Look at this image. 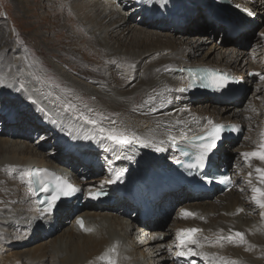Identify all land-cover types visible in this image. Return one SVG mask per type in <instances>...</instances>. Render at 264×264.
Instances as JSON below:
<instances>
[{
	"label": "bare ground",
	"instance_id": "6f19581e",
	"mask_svg": "<svg viewBox=\"0 0 264 264\" xmlns=\"http://www.w3.org/2000/svg\"><path fill=\"white\" fill-rule=\"evenodd\" d=\"M122 1L128 3L131 0ZM134 1L135 0L131 2ZM153 1L154 0H148L149 6L145 5L144 8L147 9L148 12V15L145 16H151V19H159L158 14L160 12H164V16L166 17L167 14H169L170 12H174L171 10L172 6L167 7L170 5L168 0H156V2ZM176 1L177 4H173L178 6L181 5L180 3H185V5L186 3H188L189 6L191 5V8L187 6V8L183 10V14H189L192 8H196L197 6L201 5V1L204 0ZM235 1V5H239L243 8L250 10L253 15H256L255 12H258L259 10V5L255 3V0ZM135 4L137 5V3ZM117 9V3H113L112 0H85L83 6L79 7L74 21H76L80 25L85 26L87 34H89L91 38L94 37V46L100 48H108V51H112L110 53V56L113 58V60H115L118 67L116 66V64L114 65L117 67V69L123 63H125L126 65H135V69L131 71V74L125 75L129 76L128 80L125 79L124 81L122 78H120L119 75L114 72V68L110 67L109 63L108 65H104V71L101 73L100 77L101 81L96 82V84H98L97 87L83 82L75 76H71L70 74L66 73L65 70L60 69L59 66V68H57V64H55L54 66L57 73L58 71L60 72V85L65 86L66 92L73 94L72 98L76 105L75 108H78L81 112L84 111L85 115L89 118L93 117L88 115L89 113L83 108L87 109L90 113H92V115L95 116V118L93 119L98 121L97 126H93L86 123L82 116L81 119H75V117L73 118L72 116L74 115V109H69L70 111H67L65 109L60 110L59 108H63V105H66V107L71 105L69 103H64L65 100L64 102L62 101V96L57 97L56 95H54V97L60 99L58 100L60 107H57L56 109L57 104L56 106L55 104H53L52 98H45L46 95L51 96L50 92H46L45 87H43L44 89H42L39 84H36V87H34L32 81H30V78L32 79V75H36L38 73L30 69L31 67H29L28 65L26 66V68L27 70L29 69V72L27 73V70L24 69L23 71H21L20 76H17V78L11 76L8 77L10 74H0V77L7 76V79H12V81L17 80V83H14L8 81L7 79L0 78V92L2 88H5L7 90H9L10 87H14L15 89H21L22 93H24L22 94V98L24 101L30 100V102L33 103V100H35V102L40 107L49 111L59 122H63L64 120H66L68 126L75 128V131L73 132L75 136V133L77 131L80 132V134H78L77 138L74 141H69V139H67L68 136H64L63 138H61V136L58 135L60 133L58 130L60 124L56 120H50L48 122V125L50 126L45 125L40 126L39 128L37 127L38 125H35L36 129H38V132H43L42 136L39 137V142L47 141L50 137H53V139H56L53 141L51 140V142L56 144L54 148H57L58 145H61V149L49 155L40 152L36 147H31L28 143L24 145L23 141L25 142L28 139L27 135L21 136V133L16 130L4 131L2 128H0V239L8 238L14 234L18 235L19 233L29 231L30 234H36V236H38L43 242L47 241L57 231H60L62 229L58 223L56 224V222H59L57 221V218L61 215L63 216V214H66L65 217H68V220L71 224L70 229L66 230L68 238H63L62 236H60L54 239L53 241V238H50V241H52L51 247H46L47 244L45 243L42 244V248L38 250V255L36 258V262L38 264L47 262V257L49 255L56 257V259L58 260V262L54 264H108V261L106 259H101L102 256L110 257L111 260L115 261V264H157L159 262L166 261H170L171 264H177V261H175V259L181 262V264H231V262H226L222 259H218L215 254L206 249V247L210 245L209 242L211 241H207L206 237H204L208 230L213 231V234H216L217 238H220L221 240H226L227 237L234 236V234L237 232L243 233V243L238 242L239 238H236L235 240L231 241L233 243V246L235 247L242 246V248H236L238 250L237 253H240L238 255L236 254L238 256L236 264H261L252 262L249 258L251 256L263 257V255H261L260 250L264 248H259L258 246H256V236L258 235V233H261L263 235L264 231L259 229H252L253 226H251V224L249 225L247 222H244L243 224L221 222L218 224L216 223L215 225H208L209 223H206V220L209 221V218L213 213V208L207 207V205H204L202 203L193 204V206H191V204V207L189 206V208H192L196 211L195 218H189L187 220H184V222L181 223L179 226L177 224L176 229L179 230L182 227L190 225L201 228L203 230L202 233H204L201 234L199 232L196 238L199 239L200 245H203L202 247H204V250L200 245L192 244L187 245L186 249L182 250L185 247H181L180 243L173 239L171 245L176 246L175 251L179 253L175 258H170L169 256H167V253H169V251L165 250V236L163 239L159 237L163 234L162 231H157L158 226L153 225L154 223L145 224L144 222H142L139 216H137L136 218L138 219L137 222L130 221L129 223V218H132L135 215H131L129 212V210L131 211L134 207V204L131 203L132 201L130 202V200L125 199L118 204L99 203L98 205H93L86 201L82 205L78 206H75L74 202H72L71 204L69 202H66L61 203L60 208L56 209V211L52 215L45 214L44 210L39 209L35 195H33L34 189L32 187L30 176L31 170L34 166H50L53 168L61 169L65 168L64 171L66 173H71V170L73 169V173L70 177L77 185L84 188L85 194L91 188L97 189V187L106 186L107 189L112 191L113 194L120 195L124 193L123 191L113 189L112 182H110L112 181L113 177L111 173L115 170L116 172L121 173L124 168L125 170L123 173L128 171L130 168L138 169L139 161L138 159L136 160L137 157H135L134 153H139L143 152L144 150H147L148 144L151 146L150 148L152 149V151L157 150V148H159L162 156L164 155L167 157H165V160H163V157H157L148 162H146V160L152 157H144L145 159L142 162L147 163L145 171L147 170L149 172H155L157 171V168H159V166L166 165L167 169H169V167H171L173 163H177L180 161V156L178 155L176 145L184 144L185 139L210 128L212 125L208 123L209 120H211L214 124L234 122L238 123L241 127L245 125V123L250 122V112L244 115L246 116L245 118L239 119V114L242 110L231 111L232 103H230V100L233 98L236 92L239 91V87H232L221 94H217L213 98L209 97V99L211 100L210 102L215 106L212 110H209L205 107L203 110H200L197 113L193 112L195 114H182L181 111H179L178 109H169L172 102L176 98L181 102H187L186 100H195V97L198 93L188 90V77L182 70V68L186 66V64H190L187 62L192 61V64L196 66H216L222 69L223 71L229 73L232 70H238V64H236V61L239 59V56L237 58L235 56L236 54H238V52H234L229 58H227L226 54L221 53L217 55V57H215L217 59L210 60L209 56H207L204 57L202 61H197L192 59L195 57V53L197 52H195L192 47L189 48L191 49V51L188 50L189 53L183 52V46H181L178 41H175V37L147 30H137V32L132 37H130L129 41H132L131 44H134L133 46L126 43L125 40H123V37L119 38L118 40H114V36L112 34L114 33L113 31H117V29H114L113 27L118 25L119 27H121L123 25L122 20L116 21L114 23L115 25L111 24L114 17L116 19ZM205 18L206 20L204 19V22L207 21L211 29H214L215 27H218V25H220L219 22L213 20L209 16H205ZM68 19L72 23L73 17L68 16ZM168 21L173 22V19L170 20L167 18L163 22L164 24L165 22H167L166 24H168ZM249 21L251 22V19H241L233 22L227 20V23L225 25L228 30H231L232 27H236L238 29H245L248 26ZM172 25L176 24L172 23ZM77 28L78 30L75 29L76 32L73 31L75 35L74 38L77 37L76 41H80L79 37H82L81 35L85 32H83L81 26H77ZM133 29L136 28L133 27ZM75 33H77L78 36ZM235 40V42L241 45L244 43V39L242 38L241 34L236 37ZM84 42L86 41L84 40L83 43ZM89 42L90 41H88L87 44ZM120 52H124V55H122V53ZM252 52L253 53H251V55H253V57L260 55V53H257L259 52L258 48H256ZM94 53L95 52H93V54ZM152 55H154L155 58L158 59L157 63L153 67H150L149 69L143 71L140 74L139 79V75L137 73L138 67L143 64V61L145 59L151 57ZM182 56L184 62H181L180 60ZM233 57L235 58V60L232 61L231 59ZM214 60L217 61L214 62ZM8 61L9 63L11 62V57L8 59ZM5 63L7 64V66L9 65V63H7L6 61ZM19 63H21V60H18V64ZM255 70H259L261 71V73L264 72V60L260 62V67L255 68ZM176 71L180 76V81L176 79L173 80L172 77H169L168 75V73H175ZM249 71L245 72L246 79L243 80L244 83L248 84L251 87L253 84L251 82V77L249 76ZM83 73L85 74V76H87L86 72ZM160 73V77L163 76L162 82L165 85L162 83L164 87H162L163 89L161 93L159 92V96L157 95L154 101L151 102L150 97H147L146 90L152 87L151 82L149 83V81L155 75L159 76ZM136 79L139 80L136 81L135 84L130 86L126 91H120L116 89L120 88L118 87L119 85H123L121 87L123 89L126 81L128 82H126V85H130ZM258 83H260V81H258ZM140 84H143L144 88H140ZM37 86H39V88ZM180 89L185 90L180 91ZM134 90L137 92H133ZM260 92L261 90H258L256 93ZM20 95V93H15L11 95L4 94L1 95V97L3 100L7 101L12 97V99L15 101V99H17ZM23 95L26 97H24ZM89 97H94V100H89ZM214 99H226L228 100L226 102L227 105L222 108L217 107L218 104L213 101ZM83 100L86 103L88 102V104H85ZM139 100H141V107L136 109L135 104L139 105ZM10 104L11 103L5 106L4 109L7 108V113L4 115H8L11 113L9 111ZM83 104L85 106H83ZM181 107L187 108L188 106L183 105ZM119 110L121 111L118 113ZM226 111L230 112V116H223ZM35 113L37 114V112ZM71 114L73 115L71 116ZM164 114L169 116L166 117L164 116ZM4 115H2V117H4ZM31 118L33 122L29 125H32L34 122L36 123V117ZM3 122H8L7 118H3V120L0 121V125ZM262 123L264 125V119L262 120ZM46 126L47 128L49 127L51 129L50 135L47 134L46 130L43 131L42 127ZM100 127L107 129L116 128L124 132H128L129 130H131V135L135 133V135L139 137V140H133L130 145H119L105 138V136L99 132ZM62 131L65 132L64 129H62ZM262 131L264 132V129ZM89 133L93 136L94 142H91L92 138ZM82 136H84L85 138L87 137V140L83 141L78 139H82ZM95 136L97 137L99 146L101 148L95 145ZM230 140L232 139L230 138ZM65 141H67L66 145L63 146L62 143H64ZM142 143H146L145 147H142L140 145ZM219 145L216 148H220L221 146ZM125 152H127L128 157ZM231 153L232 146L228 141L226 144H224V146L219 150L218 153L219 160L221 161V163H223V165H230L229 158ZM89 160H94L95 162H90L93 167L88 168V170L94 169L95 171L93 172L97 175L94 178L87 180L81 175H86L84 174L83 170L86 168V164ZM136 161H138V163ZM142 162L140 163L141 166L145 164ZM103 163H106L109 168L106 175L101 174L102 172L100 166ZM260 168L264 169L263 166ZM68 169H70V172H68ZM256 169L257 167L255 166L250 169L251 174H248V178L246 175V180L250 184L251 182H254L258 188H264V185L260 183L259 174L256 172ZM118 174L119 173H116V177L118 176ZM234 177L236 178L237 183H239L242 178V175L236 173L234 174ZM148 182H150L149 177L144 176L141 177L137 183L145 184ZM131 183L133 182H129L127 184ZM166 184H171L175 186V190L179 189V191L176 192L178 194H174V192H172L173 194L169 193L170 191L167 192L168 203H165L163 206H165L166 208H170L171 205L175 202L183 200V196H181L182 187H180L181 181L178 179H172L160 186H157V188L162 189ZM184 184L189 190L195 188V184L193 182H189L187 179L184 180ZM186 188L185 191L187 190ZM145 189L148 188L145 187ZM151 189L152 188H149L146 194L149 200L148 204L146 203V206L150 208V210L155 215L156 211H159V208L157 203H155L157 201V197L151 195L153 192ZM218 189L219 188H215L214 190V195L216 196L218 194ZM231 192L232 190L226 193L224 196L230 195ZM254 195L255 194L253 193V196ZM161 196L162 194H160V197ZM131 197L136 198L134 194ZM189 199V196H187L185 198V201H188ZM242 199L243 197H240L236 201L232 200L228 201L227 203H224L223 210H231V212L234 211L237 215L241 214V212L246 210V208L244 207V202L241 201ZM125 202L126 205H123L125 204ZM251 203L253 204V206H258L255 203L254 199L251 201ZM241 209L243 211H241ZM101 210H103L104 212L106 210L107 212L104 213L101 212ZM76 213L85 218V227L87 229H91V231H85L80 229V227L76 223V220L74 219V215ZM159 213H161V211L158 212V214ZM109 214L111 215V218L109 217ZM59 220L62 219L59 218ZM115 221L118 222L117 225L121 227V231H125V234L122 235V233L117 230V226L114 225ZM139 224L144 227L140 228ZM105 225L106 227H104ZM131 225L138 226L136 228H140L142 231V233L140 231L139 235H136L135 238L132 239L130 236H133V233L131 234V232H128V229L131 227ZM151 228H155V232L151 234H149V232L143 233L144 231H148ZM146 233H148V237ZM144 235L146 237H144ZM73 236H77L78 240H73ZM222 237L224 239H222ZM128 238L132 240L131 248H129V243H127ZM215 242H219V240ZM153 244H155V246H153ZM146 246H148L147 249L149 250L155 248L153 252H158V254L154 255L151 251L148 252L146 255H142V257L140 254L143 253V251L138 252V249H143ZM113 248H115L114 252L111 251ZM189 249H191V252H193L192 256L190 257L191 259H185V257H189L191 253ZM181 252H183L184 255H180ZM196 254H200L201 260H197V258L195 259ZM203 254H207V258H205ZM193 259L194 262L191 261Z\"/></svg>",
	"mask_w": 264,
	"mask_h": 264
},
{
	"label": "rangeland",
	"instance_id": "374dc122",
	"mask_svg": "<svg viewBox=\"0 0 264 264\" xmlns=\"http://www.w3.org/2000/svg\"><path fill=\"white\" fill-rule=\"evenodd\" d=\"M84 1L85 0H81V1L80 0H0V74L3 75L10 74L8 77L11 76L17 78V76H20L21 71H23L24 69L27 70L26 66L28 65L29 67H31L30 69L38 73L36 75H32V79L30 78V81H32L34 87H36V84H39L42 89H44L43 87H45L46 92L48 93L50 92L51 94V96L46 95L45 98L47 99L48 97L49 98L51 97L53 104H55V106L57 104L56 109L57 107H60V104L58 102V100L60 99L54 97V95H56L57 97L62 96V101L64 102L65 100L64 103H69L71 104V106L73 105V107L70 108L69 106L66 107V105H63L64 107L59 109L60 110L65 109L67 111L74 109L73 110L74 115L71 114V116L73 115L72 117L73 118L75 117V119H81V114L85 115V112L84 111L81 112L78 108H75L76 105L72 98L73 94L66 92L65 86L60 85L61 76H60V72L58 71L57 73V71L55 70L54 67L55 64H57L56 65L57 68L60 67V69L65 70L66 73L70 74L71 76L73 77L75 76L76 78H79L83 82L94 85L95 87L98 86L96 82L101 81L100 77H101V73L104 71L103 68L105 64L108 65L109 63L110 67L114 68V72H116V74H118L119 77L122 78L124 81L125 79L128 80L129 78V76H125V75H130L131 71L135 69L134 64L126 65L125 63L121 64V66H119V68L117 69L118 66L115 60H113V58L110 56L111 55L110 53L112 51L110 50L108 51L107 50L108 48H100L94 46L93 43L95 42V40L93 39L94 37L91 38L90 35L87 34L85 26L80 25L76 21H74V18H76L77 15V11L79 10L80 6H83ZM112 1L113 3H117L118 9L116 11L117 12L116 19L114 17L111 24H114L118 20H122L123 22V25L121 27H119V25L113 27L114 29H117V31H113L114 33L112 34L114 36V40H118L119 38L123 37V40H125L126 43L133 46L134 44H131L132 41H129V39L137 32V30L158 32L163 35L175 37L176 38L175 41H178L179 44L183 46V52L189 53V51H191V49L189 48L192 47V49H194L195 52L197 51L195 53V57L192 59L197 61H202V59H204V57L207 56H209L210 60L217 59L215 57H217V55L221 53L226 54L227 58H229L231 54H233L234 52H238V54L235 55L236 58L239 56V59L236 61L237 62L236 64H238L237 67L238 70L236 71L235 69L229 73L236 74V76L239 77L240 79L242 78L246 79V73H245L246 71H249L251 69L254 71V74L251 76V82L253 85L250 87L247 84L245 86L246 92L244 93V95L238 100H235L234 102H230L232 103L231 111L242 110L241 113L239 114V119L245 118L246 116L244 115H246L249 112L251 113V118L249 119L250 122H247L245 123V125H243L244 132L241 135L240 139L235 138L234 140L233 139L228 140L232 146V153L229 158L230 161L229 167L230 170L233 172V175L236 173L242 175V178L239 181V183H237L236 187L232 189L230 195L227 196H224L226 193L217 194V196L209 193H205L207 195L199 194L197 196H193L191 193L188 194L189 189L185 191L186 187L185 188L182 187V181H181L180 187H182L181 196H183V200L179 202H175L174 204L171 205L170 208H166L165 206H163L165 203H168L167 202L168 191L166 192L165 190L166 188L167 189L171 188L172 190H170L169 193L174 192L175 194L176 192L179 191V189L175 190L176 188L175 186L171 184H166L162 189L158 188L160 190L158 194H162L161 199L160 200L157 199V201L155 202L158 205L159 211H156L154 215V213L150 210L153 216L147 221L142 220V222H144L145 224L154 223L153 225L158 226L157 231L158 232L162 231L163 234L162 236H165V241H164L165 250L169 251V253H167V256H169L170 258H175L179 254L174 249L176 246L171 245L174 239L173 234L174 231L176 230L177 224L179 226L181 223L184 222V220L189 219V217L185 218L184 216H179L180 213L178 214L179 207L181 206L179 204L183 202L185 203L186 207H189L191 204H192L191 206H193V204H199V203L207 205V207H212L213 213L209 218V221L206 220V223H209L208 225H215L216 223L218 224L221 222H231V223H240V224L247 222L249 225L251 224V226H253L252 229L254 230L259 229L264 231V209L260 208L259 206H253V204L251 203V201L253 200V187H257V186L255 185L254 182H251L250 184L246 180V175L248 178L249 177L248 174H251L250 169H252L254 166L257 168L263 166L264 168V161H261L260 159H257L255 157H249L248 159H245L243 155V153H248L251 151L253 152V150L254 151L259 150V146L262 143H264V132L262 131L264 129V125L262 123V120L264 119V77L259 78V75L255 73L256 72L255 68L260 67V62L264 60L263 59L264 58L263 57L264 0H255L256 1L255 3L259 5V10L258 12H255L256 15H255L254 26L251 29L247 30L246 32L240 33L242 35V38L244 39L243 40L244 43L242 45L235 42L236 41L235 37L226 35V31H225L226 29L225 27H223L222 24L218 25V27H215L214 29L213 28L211 29L207 21L204 22V19L206 20L205 16L207 17L208 16L211 17V16L210 13L207 11V9L205 10V8L203 7V1H201L202 2L201 5L197 6L196 8H192L189 14H183L184 13L183 10L187 8V6H189L188 3H186V5L185 3L184 4L180 3L181 5L178 6L173 4L177 2L176 0H168L170 5L167 7L172 6L171 10L180 13L178 15L181 18H175L173 19V22L168 21L169 22L168 24H166L167 22H165L166 25L164 24L163 21L167 19V17L164 16L165 14L163 13L162 15H159V19H155V18L151 19L152 18L151 16L149 17L145 16L148 15L147 9L144 8L145 5L149 6L148 0H144L145 4L143 3V0H135L134 2L137 3V5L134 2H131L133 0H131L128 3H125L122 0L121 1L112 0ZM230 1L236 4L235 0H230ZM153 2H156V0H154ZM210 4H213L212 1H210ZM191 7L192 6L190 5L189 8ZM239 8L245 10V8H243L242 6H239ZM68 16L73 17L72 20L74 22L72 21L71 23L68 19ZM212 19L216 20L214 18ZM172 23L176 25H172ZM77 26H81L83 32H85L81 35L82 37H79L80 41H76L77 37L74 38L75 35L73 31L76 32L75 29L78 30ZM133 27L136 29H133ZM75 34L78 36L77 33ZM84 40L86 42L83 43ZM88 41H90L91 43L89 42L87 44ZM256 48H258L259 52L257 53H260V55L253 57L251 53H253L252 51L255 50ZM93 52L95 53L93 54ZM120 53L124 55L123 54L124 52H120ZM153 56L154 55L145 59L143 61V64L138 67L137 73L139 75V79H140V74L143 71L149 69L150 67H153L157 63L158 59H156L155 56L154 57ZM10 57H11V62L9 63L8 59ZM18 60H21V63L18 64ZM180 60L181 62H184L183 56L182 58H180ZM231 60L233 61L235 60V58L233 57ZM5 61L9 63L8 66L5 63ZM215 61L217 60H214V62ZM187 63L190 64H186V66L193 65L192 61ZM114 64H116L117 67ZM28 70L27 73L29 72ZM83 72H86L87 73L86 75L88 77L85 76ZM160 75L161 73L159 74V76L155 75L149 81V83L151 82L152 87L150 89H147L146 92H147V97L151 98L150 99L151 102L154 101L155 97L159 94V92L161 93L163 89L162 87H164L165 85L162 82L163 76L160 77ZM168 75L169 77H172L173 80L176 79L180 81V76L177 71L175 73H168ZM5 77H0V78L7 79V76ZM139 79H136L130 85L128 84L126 85L127 82L126 81L123 89L121 88L123 85H119L118 87L120 88H116V89L120 91H126ZM7 80L17 83V80H13V81L12 79H7ZM258 81H260V83H258ZM37 87L39 88V86ZM142 87L143 84H140V88ZM258 90H261V92L256 93ZM133 92H137V91L134 90ZM15 93L21 94L17 99H15V101L12 99V97L8 101L3 100L1 97V95L4 94L11 95ZM22 94L24 93H22L21 89H15L14 87H10V89L7 90L5 88H2L0 92V121H2L3 118L6 119L9 116V115H4L5 112H7V108L6 109L4 108L6 105H9V103H11L9 107V111L11 112L10 115L11 114L14 115V117H16V121L3 122L0 125V128H2L4 131L16 130L19 133H21V136L27 135L28 139L25 142L23 141L24 145L28 143L30 144L31 147H36L40 152L45 154L50 155L55 153L57 150L61 149V145H58L57 148H54L56 144L51 142V140L53 141L56 139H53V137L52 138L50 137L47 141L39 142V137L42 136L43 132H38L36 126L38 125L37 127L40 128V126L48 125L49 124L48 122L50 120H56V121L58 120L55 119L54 116L49 111L45 110L44 108L40 107L36 102H34L35 100H33V103H31L30 100L24 101L22 98ZM89 100H94V97H89ZM186 101L187 102H181L176 98L172 102L169 109H178L179 111H181L182 114L183 113L195 114L193 112L197 113L200 110H203L205 107L209 110H212L215 107L210 102L211 100L209 99V96H205V95L204 96L196 95L195 100H190V101L186 100ZM83 102L85 104H88V102L86 103L84 100ZM140 102L141 100H139L138 102L140 106L135 104L136 109L141 107ZM183 105H187L188 107L187 108L181 107ZM226 105L227 104H218L217 107L222 108L225 107ZM83 106L85 105L83 104ZM83 109L89 113L88 115L95 118V116L92 115V113H90L87 109L85 108ZM120 111L121 110H119L118 113ZM35 112H37V114ZM1 113L2 115H4V117H2ZM164 116L167 117L169 115L164 114ZM223 116L224 117L230 116V112L226 111L223 114ZM31 117H36L35 120L36 123L34 122L32 125H29L30 123L33 122ZM59 124L60 126L58 130L60 133L58 135H60L61 138H63L64 136H68L67 139H69V141L72 140L74 141L77 138L78 134H80V132L77 131L75 133L76 134L75 136L73 134L75 128L68 126L66 120H64L63 122H59ZM42 128L43 131L46 130L47 134L50 135L51 129L49 127H48L49 129L47 128V126ZM62 129H64L65 132L62 131ZM126 133L129 136H131V130H129ZM89 135L92 138L91 142H94L93 136L90 133ZM81 138L82 139L80 138L78 139L83 141L87 140L84 136H82ZM94 138H95V145L101 148L99 146L97 137L95 136ZM228 141H226L224 144H226ZM66 142L67 141L62 143V145L63 146L66 145ZM91 142H85V143H91ZM140 145L142 147H145L146 143H142ZM150 147L151 146L148 144L147 150H144L143 152H139V153H134L135 157H137L136 160L138 159L139 161V163L138 161H136L139 164V167L138 169H136V171H138L139 173H143L147 171V170L145 171L147 166L146 162L155 159L157 157L159 158L163 157V160H165L166 159L165 157H167L164 155L162 156L160 151L157 150L152 151ZM125 154L127 155V152H125ZM144 157H152V158L146 160V162H142L145 159ZM216 157L219 160L218 154L216 155ZM139 158L141 161L139 160ZM88 162L86 164V168L83 170L84 174L89 172L88 168L93 167V165L90 163L91 160H89ZM141 162L145 164L141 166L140 165ZM101 166H103L101 169L102 172L101 174L106 175V173L108 172L107 164L103 163L101 164ZM134 169L135 168H130L127 171V175H131ZM161 169L162 168L157 170V172H159ZM92 170H90V172L91 174H94ZM68 172H70V169H68ZM96 175L97 174L95 173V175L92 178H94ZM81 176L90 177L92 175L88 174ZM249 185H253V186H249ZM187 196H189V198L192 199L185 201V198ZM240 197H243L241 201L244 202V207L246 208L245 211L243 212L240 211L241 214L237 215L236 212L234 211L231 212V210L228 211L223 210L224 203H227L228 201H232V200L236 201ZM123 205H126V202ZM136 206L138 205L135 204L133 209L131 211L129 210L131 215L136 214L137 209H140V207L137 208ZM160 211L161 213L158 214V212ZM101 212L104 211L101 210ZM106 212L107 211L105 210L104 213ZM65 215L66 214H63V216L61 215L60 217L57 218V221L59 222H56V224L58 223L62 229L60 231H57L53 235L54 237L53 236L50 237L53 238L52 241L60 236H62L63 238H68V234L66 233V230L70 229L71 224L68 220V217H65ZM109 217L111 218L110 214ZM59 218H61L62 220H59ZM136 218L137 216L135 215L132 218H129L128 220L129 223L130 221L137 222L138 219ZM117 224L118 222L115 221L114 225L117 226L118 228L117 230L121 232L122 235L125 234V231H121V227L118 226ZM139 226L140 228L144 227L140 224ZM104 227H106V225ZM136 227L138 226L131 225V227L128 229L129 230L128 232H131V234L133 233V236H130L131 239L135 238L136 235L138 236L141 231L140 228H136ZM154 229L155 228H151L148 231L147 230L144 231L143 233L149 232V234H151L155 232ZM146 235L148 237V233H146ZM144 237L146 236L144 235ZM205 237L207 241L211 240L209 242L210 245L209 246L207 245L208 247H206L208 251L215 254L218 257V259H222L226 262H232L236 260L235 262L237 263L238 260L237 255L240 253H237L238 250L236 248H242V246L235 247L233 246V243L228 239L226 240H221L220 238L218 239L217 235L213 234V231L211 230L207 231ZM50 238L47 241L43 242L38 236H36V234H30L29 231H26L19 233L18 235L14 234L8 238L0 239V264H19V263L38 264L36 262L38 250L42 248V244L44 243L47 244L46 247H51L52 241H50ZM256 238H257L256 240L257 245L256 244L255 245L258 246L259 248H264V232L263 235L261 233H258ZM72 239L75 241L78 240L77 236H73ZM131 239L128 238L127 240V243H129L130 246L129 248L132 247ZM217 239L219 240V242H215L218 241ZM153 246H155V244H153ZM147 247L148 246L144 247L143 249H138V252L143 251V253L141 254L139 253L141 256L146 255L148 252L151 251L153 252L155 250V248L149 250L147 249ZM203 248L204 247H202V249ZM260 252L261 255H263V257L251 256L249 259L252 262L264 264V249L260 250ZM153 254L156 255L158 254V252H153ZM196 258L197 260L199 259L201 260L200 254L198 255L196 254L195 259ZM57 262L58 260L56 259V257L49 255L47 257V262H43L42 264H54ZM157 264H171V262L166 261V262H159Z\"/></svg>",
	"mask_w": 264,
	"mask_h": 264
},
{
	"label": "snow or ice",
	"instance_id": "6c2138e0",
	"mask_svg": "<svg viewBox=\"0 0 264 264\" xmlns=\"http://www.w3.org/2000/svg\"><path fill=\"white\" fill-rule=\"evenodd\" d=\"M237 7H239V5H237ZM245 11L248 12L249 15L253 14L248 9H245ZM212 81L216 85L217 88H222V87L227 86L228 77L212 74ZM184 90L185 89H180V91H184ZM69 107L71 108L72 106L69 105ZM81 116L86 121V123L93 125V126L98 125V121L90 119L88 116L83 115V114H81ZM208 123L212 125V128L206 133L205 136L199 137L202 143L199 145L201 151L198 156V165L201 168L205 166V161L208 159V156L213 151V149L217 147V141L221 138L222 126L214 124L211 120H209ZM99 132L102 133L105 136V138H107L108 140H111L114 143L119 144V145H130L133 142V140H139V137H137L135 133L129 136L126 132L118 130L116 128L107 129V128L100 127ZM157 151H160V149L157 148ZM243 155L245 159H248L249 157H255L257 159H260L261 161H264V143H262L259 146V150L254 151V152L243 153ZM256 172L259 174L260 183L264 185V169L257 168ZM38 175H41V179L39 180L40 191L44 193H49V192L53 193L48 198L47 208L44 210L48 213L52 212V210L56 206L57 201L61 197H68L80 191V189L74 187L67 181L57 180L54 185L50 184L43 178V177L50 175V173H48L46 169L43 170L42 174L38 173ZM121 175H123V172L119 173L117 178H119V176ZM110 182H115V181H110ZM253 193L255 194L253 196L255 203L260 208H264V188L253 187ZM35 194L36 193L33 192V195ZM101 194L102 193H94V194L90 193V195H92L93 198H97ZM41 203H43V201H41ZM241 211L243 210L241 209ZM182 214L185 218H187L188 216L195 215L193 213L187 212L186 210ZM78 224L83 230L91 231V229H87L84 226L83 220H79ZM200 231H201L200 229H195V228L180 230L177 233V238L180 241V246L186 247L189 244L200 245L199 239L196 238V236L194 235ZM236 238H239L238 242L240 243L244 242V234L240 232H237L234 234V236H229L226 239H228L229 241H233ZM222 239L224 238L222 237ZM200 246L202 247L203 245H200ZM111 251L114 252L115 248H113ZM189 251L191 252V249H189ZM180 255H184V253L181 252ZM203 255L205 256V258H207V254H203ZM101 259H106L108 261V264H115V261L111 260L110 257L108 256H102ZM231 264H236V262L233 261L231 262Z\"/></svg>",
	"mask_w": 264,
	"mask_h": 264
}]
</instances>
